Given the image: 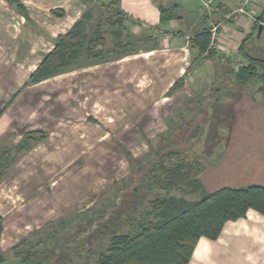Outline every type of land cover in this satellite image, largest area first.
<instances>
[{"label": "trees", "instance_id": "trees-1", "mask_svg": "<svg viewBox=\"0 0 264 264\" xmlns=\"http://www.w3.org/2000/svg\"><path fill=\"white\" fill-rule=\"evenodd\" d=\"M5 1L27 22L30 21L20 0ZM82 1L88 5L95 2ZM91 5L65 34L53 39V48L30 73L24 87L71 71L82 57L88 62L86 66H92L134 53L129 48L131 42L125 41L126 25L132 23L130 18L116 4L102 7L105 23L111 29L109 46L102 23L88 32L94 17ZM157 9L162 25L179 18L176 5L160 3ZM53 14L59 18L64 15L60 9L54 10ZM260 23H264V11L241 42L242 65L217 79L210 88L205 87L203 92L208 90L207 96L202 92L204 95L198 98L200 92L192 101L215 104L222 96L242 92L248 93L253 100L264 101V54L257 48V45L264 46V26ZM258 28L262 29L260 33ZM210 44V28H202L192 36L189 49L193 57L189 67L204 59H213L215 52ZM189 67L173 83L167 95L183 87ZM188 126L189 123L176 126L164 134L157 149L151 150L153 159L137 166L136 177H139L125 179L107 203L101 198L94 207L81 213L46 222L7 251L0 249V264H75L73 259L81 260L82 264H189L199 239L216 240L225 223L245 218L249 211L264 217L263 185L222 187L211 192L203 188L200 175L205 168L198 159H187L170 139L185 132ZM201 126H195L191 138L201 137ZM45 138L41 131H31L16 145L10 143L0 148V184L19 158ZM189 194L199 197L188 200L185 195ZM1 231L0 217V234ZM87 241L102 247L89 248L83 261L81 249Z\"/></svg>", "mask_w": 264, "mask_h": 264}, {"label": "crops", "instance_id": "crops-1", "mask_svg": "<svg viewBox=\"0 0 264 264\" xmlns=\"http://www.w3.org/2000/svg\"><path fill=\"white\" fill-rule=\"evenodd\" d=\"M20 1L28 11L30 18L28 22L23 16L13 11L4 0H0V27L4 28V33L0 34V47L9 46L10 42L13 48L9 47L8 51H3L2 56L3 54L8 56L7 53H9L16 62L21 63L25 58L33 62L34 69L53 48V39L65 34L87 9V5L82 0ZM199 1L203 4L202 8H198L189 20L183 13L182 0H172L173 3L170 0L157 2L121 0L120 9L130 18L132 23L129 25L133 26L134 32L135 29L143 32L153 26V30L160 35L155 37L152 46L135 50L133 54L119 60L92 65L53 77V79L63 77L64 81L76 84L79 82V85L71 84L69 92L79 93L81 105L87 106L88 109L95 108L97 117L93 116L94 124L89 123L87 118L79 119L76 124L81 126L83 124L84 128L89 126L96 131L100 126L106 125L107 122H103L105 113L112 120L111 118L122 119L123 111H125L127 117L122 119L123 121L115 120L114 124L128 125L129 128L123 132L133 135L136 134V128L133 126L139 125L148 138H154L162 135L169 124L179 122L177 120L185 112L184 105L191 104L196 94L202 92L207 86L210 88L212 83L230 70L240 67L243 57L239 53V47L264 11V0L250 1L246 7L250 16L247 13L237 12L242 0ZM160 3L165 6L176 5L179 18L164 25L160 24L157 9ZM204 3L209 7L205 8ZM58 9L63 11L64 15L61 18L53 14V11ZM216 23L219 25L216 38L211 40L210 44L215 52L213 59H204L198 65L189 67L193 57V52L191 53L189 49L190 39L198 30L211 28ZM260 24L264 26V23ZM260 46L257 45V48H260L259 51L261 50L264 54V46ZM5 58L3 56L1 59ZM188 67L183 87L167 95L170 87L185 74ZM193 80L198 83H192ZM240 96L241 98L235 102V104L243 103L238 110L239 114L243 111L249 116V113L253 114L256 110L260 121L258 129L263 134L259 141H264V123H261V120H264V101L259 98L253 100L248 93ZM69 99L70 102L76 100L71 97ZM90 114L85 113L87 116ZM100 130L103 131L102 128ZM82 131L83 128L80 132L73 129V132L70 131L69 138L74 139L75 134H82ZM117 131L113 130V133ZM89 138L87 137L86 140ZM260 147L263 146L260 145ZM237 156L239 159L233 162L226 161L225 165L223 162V166H215L211 169L213 171L201 174L200 180L203 188H208L207 192L225 186L236 187L248 182L264 186V149L255 151L254 154L248 151ZM216 180L220 181L215 185L213 182ZM22 186L27 187L28 190L30 188L28 192L30 197L34 193L32 191L38 189L33 180ZM5 203V205L8 204L7 200ZM40 207L31 214V219L28 217L20 219L22 222L33 219L43 221L41 225L33 226L32 229L27 230L29 227L27 223L23 227L25 231L19 232L17 228H14L15 230L9 229L7 232L1 224L3 229L0 234L1 251H7L21 239L41 228L46 221L53 219L42 214L44 209L41 211ZM14 218H17V213ZM2 221L4 220L1 218V223ZM189 264H264V217L249 211L245 218L225 223L216 240L199 239Z\"/></svg>", "mask_w": 264, "mask_h": 264}, {"label": "rangeland", "instance_id": "rangeland-1", "mask_svg": "<svg viewBox=\"0 0 264 264\" xmlns=\"http://www.w3.org/2000/svg\"><path fill=\"white\" fill-rule=\"evenodd\" d=\"M182 1L183 13L189 20L198 8L203 6L199 0ZM120 2L121 0H95L92 5L90 4L94 17L88 25V32L90 33L96 24L102 23L109 46L111 45V29L105 23L106 14L102 7L116 4L120 8ZM9 7L15 11L11 6ZM153 28L152 26L143 32L135 29L137 32L135 33L133 26L130 27L127 23L125 41L131 42L130 50L135 51L152 46L155 37L160 35ZM36 29L39 28L36 27ZM2 33H4V28L0 27V34ZM145 37L149 39L143 40ZM11 41L14 42V39L11 38ZM8 45L0 47L1 58L6 57L4 60L0 58V111L3 109L0 115V148L10 143L16 145L27 132L31 131H41L48 137L22 155L0 184V217L4 220L1 224L7 232L14 228H17L19 232L25 231L23 227L27 223L29 225L27 230L41 225L43 221L37 219H33V222L20 220L22 217L31 219V214L37 211L39 206H41V211L44 209L42 214L53 217L52 220H55L61 216H70L92 208L101 198L107 203L125 179L128 181L130 178L139 177V175L136 177L137 166L153 159L154 153L151 150H156L163 135L176 126L189 123L190 127L188 126L185 132L178 134V137L171 136L170 139L176 142L175 148L181 150L187 159L200 161L205 168L203 174L213 171L211 169L215 166H223V162L225 165L226 161L233 162L239 159L237 155L248 151L254 154L255 151L264 149V141H259L263 134L258 129L260 121L256 110L253 114L249 113V116L243 111L239 114L238 110L243 103L235 104L241 98L240 95L245 94L243 92L230 93L228 97L222 96L221 100L215 104H206L197 99L193 100L190 106L186 103L183 116L177 120L179 122L169 124L162 135L154 138H148L139 125L133 126L136 128V134L133 135L123 132L129 128L128 125L114 124L115 120L123 121L122 119L127 117L125 111H123L122 119L111 118L114 121L110 120V116L105 113L103 122L107 123L96 131L89 126L84 128L83 124L81 126L76 122H79L81 118H87L89 123L94 124L95 117L93 116L96 115L95 108L88 109L87 106L81 105L79 93L69 92V86L79 85V82L77 84L67 82L61 77L24 87L28 76L35 69L32 66L33 62L25 58L22 63L16 62L9 53H7L9 57L5 54L2 56L3 51H8L9 47L13 48L10 42ZM87 64L85 57H82L71 71L89 67L86 66ZM193 82L198 83L195 80ZM202 92L198 98L204 94L207 96L209 93L208 90L203 92L204 94ZM69 97L76 100L70 102ZM85 113L91 114L87 116ZM194 114H196L195 117ZM192 123H194L193 126ZM261 123H264L263 119ZM200 124L202 125L201 137L191 138L195 126ZM82 128V134H75L72 140L69 138L70 131L73 132L74 129L80 132ZM101 128L103 131L100 130ZM113 130L120 131L113 133ZM87 137L90 138L86 140ZM49 145L50 149H48ZM165 148L167 149L168 146ZM32 180L36 182L38 189L32 191L34 193L30 197L28 195L30 188L28 190L22 185ZM218 181L220 180L214 181L213 184L216 185ZM252 184L253 182H248L236 187H246ZM204 189L208 190V188ZM198 197L192 194L185 195L188 200L198 199ZM6 200L7 205H5ZM16 213L17 218H14ZM100 246L101 244L94 241L84 243L81 249L83 250L81 259L86 260L89 248H101ZM73 262L83 263L77 259H73Z\"/></svg>", "mask_w": 264, "mask_h": 264}, {"label": "built area", "instance_id": "built-area-1", "mask_svg": "<svg viewBox=\"0 0 264 264\" xmlns=\"http://www.w3.org/2000/svg\"><path fill=\"white\" fill-rule=\"evenodd\" d=\"M250 1L251 0H242L240 6L237 9V12L247 13L250 16L249 12H247V10H246V7L249 5ZM204 7L208 8L209 5L204 3ZM218 26H219L218 23H216V24H213V26L210 28V34H211V40L212 41L216 38V32H217Z\"/></svg>", "mask_w": 264, "mask_h": 264}, {"label": "water", "instance_id": "water-1", "mask_svg": "<svg viewBox=\"0 0 264 264\" xmlns=\"http://www.w3.org/2000/svg\"><path fill=\"white\" fill-rule=\"evenodd\" d=\"M261 32V28H259V33Z\"/></svg>", "mask_w": 264, "mask_h": 264}]
</instances>
